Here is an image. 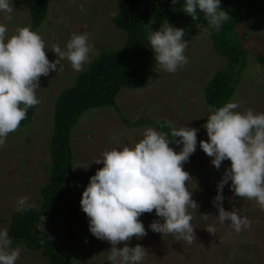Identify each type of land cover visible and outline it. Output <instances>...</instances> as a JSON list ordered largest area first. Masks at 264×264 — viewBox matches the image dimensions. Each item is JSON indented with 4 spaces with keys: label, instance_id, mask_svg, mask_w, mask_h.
I'll list each match as a JSON object with an SVG mask.
<instances>
[{
    "label": "rangeland",
    "instance_id": "obj_1",
    "mask_svg": "<svg viewBox=\"0 0 264 264\" xmlns=\"http://www.w3.org/2000/svg\"><path fill=\"white\" fill-rule=\"evenodd\" d=\"M33 1L13 0L11 20L0 13V23L7 25L9 36L18 27L31 28L28 7ZM146 1L150 3L152 0ZM46 3V20L36 32L45 41L50 61L57 58L51 51L53 45L65 48L73 33H88L93 45L91 62L103 51L119 50L125 45V32L112 22L118 12L117 0H46ZM167 23L178 28L168 19H159L149 35L151 31L166 27ZM236 32L248 55L247 68L231 101L240 102L238 111L252 109L264 113V64L257 60L258 57L264 58V13H258L249 24L238 26ZM184 39L189 42L185 51L190 60L188 65L170 74L162 71L154 59L148 68L149 79L144 87L139 90L122 89L115 100L122 115L130 121L147 118L171 122L177 128L198 129L197 149L183 164V169L192 178L187 187L199 205L192 211L191 221L196 241L188 244L175 236H162L151 231L149 225L160 219L153 211L140 217L147 235L140 240L133 237L129 246L140 244L146 249L148 255L143 264H264V211L252 200L235 197L225 185L222 206L226 211L239 209L241 216H247L251 221V229L237 233L229 226L219 224L215 219L218 209L213 206V200L217 195V184L230 161H224L217 170L211 164L212 158L199 148V141L208 139L203 128L209 114L204 107V91L211 79L227 67V60L216 52L206 28L197 27L193 35L185 30ZM61 65L63 71H52L47 77L40 78V88L36 89L40 103L34 107L32 122L10 133L6 146L0 149V227L8 230L17 212L18 198L29 197L32 209H39L42 204L40 190L48 183V173L43 168L50 165L49 141L53 134L55 101L61 92L75 84L76 76L82 72L74 71L67 60ZM145 129H129L113 108L88 111L72 129L70 146L73 171L78 180L60 218L41 228L53 239L60 252L71 258V264H108L106 252L110 251L111 245L90 233L88 217L80 205L82 192L90 177L103 167L102 163L97 165L93 162L113 147H131L142 138ZM170 147L179 151L174 142ZM210 224L216 226V234L205 230V226ZM118 247H123V243ZM20 248L21 255L16 264H48L40 252Z\"/></svg>",
    "mask_w": 264,
    "mask_h": 264
},
{
    "label": "clouds",
    "instance_id": "obj_2",
    "mask_svg": "<svg viewBox=\"0 0 264 264\" xmlns=\"http://www.w3.org/2000/svg\"><path fill=\"white\" fill-rule=\"evenodd\" d=\"M13 9V0H0V13L6 19H12ZM182 11L193 20L202 13L209 28L216 32L231 18L221 9V0H183ZM184 37L183 28L168 23L151 31L148 45L162 71L174 74L190 63L185 55L189 42ZM92 50L88 33H73L65 48L53 45L51 51L57 58L50 61L38 32L18 27L9 36L7 25L0 23V149L6 146L9 134L27 118L29 109L39 105L36 89L40 88V78L52 71H63L64 60L74 71H83L91 63ZM204 107L209 113L203 125L208 139L200 140L199 148L212 158L211 164L217 170L224 161H230L217 184L213 200L218 209L215 219L239 233L251 229V221L241 216L239 209L225 210L223 190L228 185L235 197L252 200L264 211V113L252 109L238 111L239 101H229L218 108L207 104ZM165 126L170 132L147 127L131 147H113L93 162L102 163L103 167L90 177L80 205L88 217L90 233L111 245L106 252L108 264H143L148 255L146 249L140 244L130 247L129 242L133 237L140 240L147 235L140 220L144 213L154 211L160 218L149 225L151 231L175 236L188 244L196 241L191 221L192 211L199 205L187 187L192 178L183 164L197 149L198 129L177 128L171 122L160 127ZM173 142L179 147L178 152L170 147ZM16 204V211L21 214L32 207L27 196L18 198ZM205 230L216 234L214 224L206 225ZM122 243L123 247H118ZM20 255L21 248L13 246L9 230L0 227V264H16Z\"/></svg>",
    "mask_w": 264,
    "mask_h": 264
},
{
    "label": "trees",
    "instance_id": "obj_3",
    "mask_svg": "<svg viewBox=\"0 0 264 264\" xmlns=\"http://www.w3.org/2000/svg\"><path fill=\"white\" fill-rule=\"evenodd\" d=\"M183 0H117L118 12L113 24L124 31L127 38L119 50H105L75 78V84L57 97L53 109V134L50 138V165L43 169L48 173V183L40 190L42 204L39 209L29 208L23 214L16 212L10 224L13 246L40 252L48 264H71L68 255L60 252L53 239L41 228L58 220L63 206L70 202L72 187L78 180L73 171V154L70 134L88 111L100 108L116 110L121 122L130 128L152 127L170 132L167 123L160 120L126 119L116 105V97L122 89L139 90L148 81V68L154 60L148 45L150 29L159 19H168L178 28L195 33L197 27L206 28L219 55L227 60V67L218 72L208 83L204 95L207 105L221 107L232 100L241 75L247 68L248 52L237 34L238 26L252 22L258 13H264V0H221V9L231 17L219 32L209 28L202 13L197 20L182 11ZM31 29L37 31L47 17L46 0H35L29 5ZM180 17V18H179ZM264 64V58L258 57ZM34 107L18 129L32 122ZM171 145V144H170Z\"/></svg>",
    "mask_w": 264,
    "mask_h": 264
},
{
    "label": "water",
    "instance_id": "obj_4",
    "mask_svg": "<svg viewBox=\"0 0 264 264\" xmlns=\"http://www.w3.org/2000/svg\"><path fill=\"white\" fill-rule=\"evenodd\" d=\"M180 18V17H179Z\"/></svg>",
    "mask_w": 264,
    "mask_h": 264
}]
</instances>
